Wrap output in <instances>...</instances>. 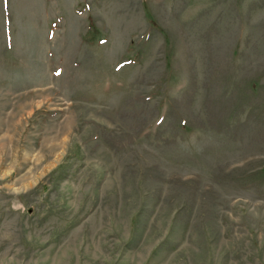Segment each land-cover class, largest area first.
<instances>
[{
  "label": "rangeland",
  "instance_id": "rangeland-1",
  "mask_svg": "<svg viewBox=\"0 0 264 264\" xmlns=\"http://www.w3.org/2000/svg\"><path fill=\"white\" fill-rule=\"evenodd\" d=\"M0 264H264V0H0Z\"/></svg>",
  "mask_w": 264,
  "mask_h": 264
}]
</instances>
